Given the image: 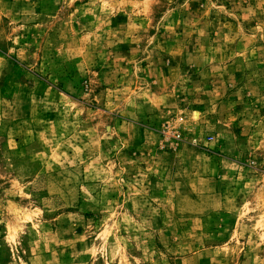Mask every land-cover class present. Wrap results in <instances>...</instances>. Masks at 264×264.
<instances>
[{
  "label": "rangeland",
  "instance_id": "rangeland-1",
  "mask_svg": "<svg viewBox=\"0 0 264 264\" xmlns=\"http://www.w3.org/2000/svg\"><path fill=\"white\" fill-rule=\"evenodd\" d=\"M0 264H264V0H0Z\"/></svg>",
  "mask_w": 264,
  "mask_h": 264
}]
</instances>
